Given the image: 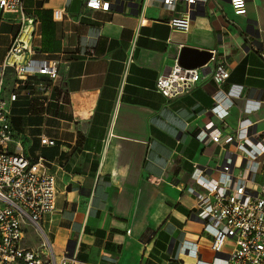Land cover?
<instances>
[{
	"label": "crops",
	"instance_id": "crops-1",
	"mask_svg": "<svg viewBox=\"0 0 264 264\" xmlns=\"http://www.w3.org/2000/svg\"><path fill=\"white\" fill-rule=\"evenodd\" d=\"M121 1L109 12L91 11L85 0L24 1L39 21L38 57L60 61L57 81L35 76L17 87L8 69L2 87L5 98L16 95L15 138L27 156L50 162L56 180V211L43 222L46 238L75 264H223L212 250L214 228L197 216L189 188L199 189L196 167L218 176L227 151L235 150L226 136L240 120L251 121L252 133H264V0H247L245 15L234 13L231 0H198L186 32L168 24L183 14L184 3ZM61 7L66 13L56 20ZM18 29L14 16L0 10V79ZM185 47L217 56L200 68L192 90L167 98L156 81ZM218 62L230 69L223 89L241 92L219 123L221 144L199 137L214 120ZM42 135L56 144L42 145ZM42 241L27 228L30 248Z\"/></svg>",
	"mask_w": 264,
	"mask_h": 264
},
{
	"label": "built area",
	"instance_id": "built-area-1",
	"mask_svg": "<svg viewBox=\"0 0 264 264\" xmlns=\"http://www.w3.org/2000/svg\"><path fill=\"white\" fill-rule=\"evenodd\" d=\"M25 0H0L2 14L13 15L19 24L2 62L0 79V264H75L67 253L57 255L43 228L48 215L56 211L58 189L55 177L48 172L49 161L43 156H27L23 144L14 136L12 127V102L3 96V77L12 69L16 85H26L30 77L43 76L51 81L60 78V61L38 57L35 46L39 21L30 15ZM165 7L185 4L179 17L168 21L171 28L189 31L198 0H160ZM121 0H85L91 11L109 12L121 5ZM149 0H143V5ZM236 15L247 13V0H231ZM65 7L54 10V18L62 20ZM217 51H212L215 60ZM133 55H130L132 61ZM186 68L178 60L166 75L156 81V90L167 98H175L195 87L201 79L200 68ZM219 86L214 93L211 112L214 120L204 126L200 139L221 144L226 117L241 92L233 87L223 89L230 77L227 64L218 62L212 72ZM252 123L242 119L234 135H227L235 150L227 151L216 178L209 177L206 169L196 167L192 178L199 187L189 188L198 200L197 216L214 228L212 250L223 264H264V133L251 132ZM41 144L54 146L56 141L45 135ZM12 147L10 148V146ZM260 181L258 182V180ZM32 227L41 237L40 248L26 244V231ZM130 234V230L128 231Z\"/></svg>",
	"mask_w": 264,
	"mask_h": 264
},
{
	"label": "water",
	"instance_id": "water-1",
	"mask_svg": "<svg viewBox=\"0 0 264 264\" xmlns=\"http://www.w3.org/2000/svg\"><path fill=\"white\" fill-rule=\"evenodd\" d=\"M137 6V3H134ZM212 58L211 51H201L190 47L181 50L178 62L186 68H199L210 62Z\"/></svg>",
	"mask_w": 264,
	"mask_h": 264
},
{
	"label": "rangeland",
	"instance_id": "rangeland-1",
	"mask_svg": "<svg viewBox=\"0 0 264 264\" xmlns=\"http://www.w3.org/2000/svg\"><path fill=\"white\" fill-rule=\"evenodd\" d=\"M13 116H14V113H13ZM235 148V147H234ZM260 181V179L258 180V182Z\"/></svg>",
	"mask_w": 264,
	"mask_h": 264
}]
</instances>
